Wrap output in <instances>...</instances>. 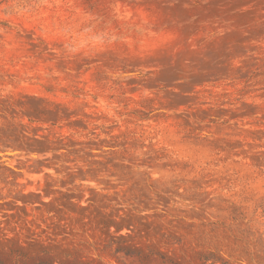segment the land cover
Masks as SVG:
<instances>
[{
    "label": "rangeland",
    "instance_id": "1",
    "mask_svg": "<svg viewBox=\"0 0 264 264\" xmlns=\"http://www.w3.org/2000/svg\"><path fill=\"white\" fill-rule=\"evenodd\" d=\"M264 264V0H0V262Z\"/></svg>",
    "mask_w": 264,
    "mask_h": 264
},
{
    "label": "trees",
    "instance_id": "2",
    "mask_svg": "<svg viewBox=\"0 0 264 264\" xmlns=\"http://www.w3.org/2000/svg\"><path fill=\"white\" fill-rule=\"evenodd\" d=\"M31 264H55L56 261L53 258H50L45 251H39L32 257ZM0 264H3L0 262Z\"/></svg>",
    "mask_w": 264,
    "mask_h": 264
}]
</instances>
